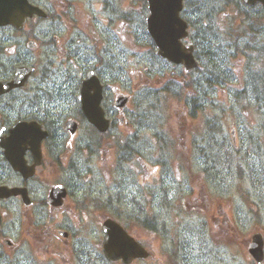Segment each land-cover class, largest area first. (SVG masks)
I'll return each instance as SVG.
<instances>
[{
	"label": "flooded vegetation",
	"instance_id": "1",
	"mask_svg": "<svg viewBox=\"0 0 264 264\" xmlns=\"http://www.w3.org/2000/svg\"><path fill=\"white\" fill-rule=\"evenodd\" d=\"M152 3L162 13L172 12L166 7L170 0ZM24 4L36 9L19 23L0 24V264H212V243L236 245L233 230L227 231L230 237L225 242L223 231L214 237L211 231H177L175 224L166 225L158 208L175 206L167 190L144 198L148 195L141 182L133 193L125 174L115 188L98 186L79 149L94 155L102 136L98 142L91 134L75 140V133L64 128V122L73 118H64L62 93L71 90L68 79L82 72L78 89L88 70L102 86L101 105L113 124L115 109L106 97L111 86L105 81L110 77L124 82L129 45L151 46L146 32L149 0H25ZM191 13V0H182L179 15L192 39L197 26ZM79 58L86 60L82 67ZM137 60L146 67L145 58ZM20 68L29 70L26 78L21 85L10 86ZM111 89L118 92L117 86ZM76 119L78 128L86 123L94 132L85 118ZM2 187L8 189L7 196L1 195ZM145 206L153 210L151 215L143 212ZM168 214L171 218L172 211ZM108 218L126 233L123 257L110 258L105 252ZM254 233L242 239L236 252L232 250L233 264H264V255L257 263L249 251ZM215 258L220 264L227 261L223 253Z\"/></svg>",
	"mask_w": 264,
	"mask_h": 264
},
{
	"label": "rangeland",
	"instance_id": "2",
	"mask_svg": "<svg viewBox=\"0 0 264 264\" xmlns=\"http://www.w3.org/2000/svg\"><path fill=\"white\" fill-rule=\"evenodd\" d=\"M191 2L192 18L198 19L202 24L204 37L199 43L202 44L200 48L203 47L205 54L199 58L204 68L191 73L190 77L198 79L205 75L212 85V89L206 86L205 92L201 93L200 109L192 116L190 97L187 103L185 101L184 92H188L190 88H184L181 82L189 80V76L185 77L180 73V68L172 69L165 61L160 60L157 65L152 66L153 63H149V59L143 68V64L137 63L135 58H151L150 46L129 45L131 60L128 59L126 63L124 82H120L119 78L113 80L110 77V81H105L111 88L118 87V92L109 89L106 96L110 99L109 103L112 104L114 97L120 93L126 95L127 107L120 113L111 114L114 124L108 135L102 136L97 145V153L91 155L79 149L83 153L80 159L85 167L92 169L96 184H101L103 189L115 188L120 182V171L124 168L127 182L133 183V193L138 191L140 182L148 195L144 198H151L156 194L163 195L167 190L170 198L175 200V206L167 204L158 210L166 225L168 222L175 224L177 231L197 233L204 229L208 233L211 231L214 237L223 231L225 242L229 240L227 237H230L227 231H235L236 245L227 247L222 243L221 247H215L212 243L214 247L210 262L220 264L215 254L223 253L227 259L225 264H233L230 254L232 250H238L245 236L248 235L249 238L253 232L258 231L264 234L262 176L257 180L250 175L246 166L249 163L257 174H264V109L256 108V102H251L246 109L237 106L229 88L230 84L233 86V81H228L226 85L222 83L221 75L224 73L239 77L244 74L242 54L236 58H224V47L232 49L224 32L232 29L238 42H242L243 38L250 43L264 40V25L259 29L263 33L259 38L255 32L249 31L244 20L254 19V16L261 14L263 10L259 6L246 7L244 4L240 6L243 8H237L238 3L235 5L233 0ZM132 50L138 54H132ZM85 61L84 58H79L80 67ZM253 68L264 78V66L259 61L254 63ZM219 70L224 72L221 74ZM72 75L74 77L77 73ZM82 75L83 73L79 72L78 77ZM78 77L69 78L67 83L71 90L62 93V102L65 103L64 118L71 115L73 119H83L80 110L76 109L79 104L76 98ZM186 82L188 84V81ZM163 83L171 85V93L168 102L163 99L157 105L158 101L153 100L150 93L159 89ZM176 85L181 87L180 90ZM120 117L124 119L123 124L119 121ZM216 118L218 132L215 136L209 131V123L212 119L214 122ZM90 132L86 123L79 124L74 139ZM222 138L228 145L234 139L238 143L236 150L226 151L224 147H220ZM74 142L77 144L81 140ZM121 144L131 146L128 160L120 159ZM215 172L221 174L215 178ZM241 172L244 174L239 177ZM137 177L139 183L136 181ZM106 192L108 193L107 190ZM164 197L168 196L165 194ZM168 210L172 211L171 218L168 217ZM143 212L151 215L153 210L150 206H145ZM237 253L239 260L243 259L246 263L245 256L238 251Z\"/></svg>",
	"mask_w": 264,
	"mask_h": 264
},
{
	"label": "water",
	"instance_id": "3",
	"mask_svg": "<svg viewBox=\"0 0 264 264\" xmlns=\"http://www.w3.org/2000/svg\"><path fill=\"white\" fill-rule=\"evenodd\" d=\"M25 0H0V24L19 23L27 14H31L36 8H29L24 4ZM168 1V0H167ZM172 3L166 7L172 8L171 13H162L158 11L149 0L150 14L147 17V32L151 35L156 54L165 57L176 64H183L184 70L196 66L193 56V45L188 42L181 44V38L187 35L186 23L179 17L182 0H170ZM249 5H254L258 1L264 5V0H243ZM28 70L18 69L15 79L11 81L10 86L21 85L26 78ZM101 86L92 71H89L86 78L82 80L78 100L81 103V111L98 130L105 131L108 127V120L104 117V111L100 106ZM127 97L120 95L115 101L118 107H124ZM76 125L73 121L66 122V128L74 131ZM8 190L2 187V196L8 195ZM107 232L104 249L108 257H123L126 253L121 248L126 246L125 233L113 221H106L104 224ZM250 252L256 259H260L262 253V240L259 235H255L250 246Z\"/></svg>",
	"mask_w": 264,
	"mask_h": 264
},
{
	"label": "trees",
	"instance_id": "4",
	"mask_svg": "<svg viewBox=\"0 0 264 264\" xmlns=\"http://www.w3.org/2000/svg\"><path fill=\"white\" fill-rule=\"evenodd\" d=\"M235 5L238 3L237 8H243L240 7L242 2L238 0H233ZM261 12V11H260ZM247 23V27L250 32L254 33L255 35L260 36L261 38L263 36L262 30H259L262 25H264V13L262 12L257 13V15L254 16V19H244ZM235 22V21H233ZM256 23L255 25H253ZM225 38L227 42H230L232 45V49L228 50L227 47H224V58H232L237 57L238 55L242 54L244 56L243 58V65L242 69L244 70V74L242 76L234 75V74H226L224 73L221 75V80L224 85L227 84L228 81H233V86L231 87V84L229 88H231V94L233 96L235 104H237L239 107L242 108H248L249 103L256 102V108L258 109H264V78L253 68L254 63L256 61H259L260 64L264 66V40L260 39L256 42H249L248 40L243 38L242 42L237 41V36L233 35L232 29L226 30L224 32ZM229 35V36H228ZM201 50V48H200ZM200 53V52H199ZM204 68V66L202 67ZM205 71V69H204ZM219 72L222 74L224 70H219ZM205 82H207V85H205ZM192 83H195L192 85V89L188 92H184V98L187 103L188 97H190V104L192 105L191 115L193 116L194 112L199 109V102H200V95L202 92H205L206 86L210 89H212V85L210 83V80L207 76H200L198 79H193ZM184 88H187V83H183ZM178 89L180 90V86L176 85ZM171 85L164 84L162 85L159 90L161 93H164L168 95L170 94ZM218 120L213 119L209 123V131L211 134L217 135L218 129ZM227 141L224 140V138L221 139L220 147H224V150L228 151H235L236 148L233 144L228 145ZM217 147H219V142H217ZM226 148V149H225ZM243 151H246L244 148H241ZM248 153V152H247ZM248 156V155H247ZM248 168H252L251 170L254 171V167L250 165L249 163L246 165ZM256 178V175L254 176Z\"/></svg>",
	"mask_w": 264,
	"mask_h": 264
}]
</instances>
